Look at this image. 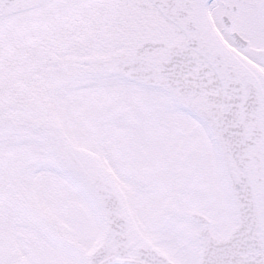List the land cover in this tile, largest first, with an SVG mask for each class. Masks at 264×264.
<instances>
[{"label": "snow or ice", "instance_id": "snow-or-ice-1", "mask_svg": "<svg viewBox=\"0 0 264 264\" xmlns=\"http://www.w3.org/2000/svg\"><path fill=\"white\" fill-rule=\"evenodd\" d=\"M0 264H264V0H0Z\"/></svg>", "mask_w": 264, "mask_h": 264}]
</instances>
